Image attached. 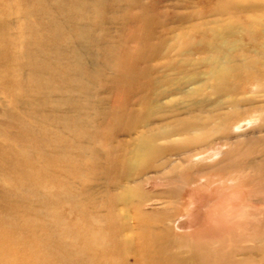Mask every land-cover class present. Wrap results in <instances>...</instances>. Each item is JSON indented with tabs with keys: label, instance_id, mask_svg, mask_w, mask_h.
Instances as JSON below:
<instances>
[{
	"label": "bare ground",
	"instance_id": "1",
	"mask_svg": "<svg viewBox=\"0 0 264 264\" xmlns=\"http://www.w3.org/2000/svg\"><path fill=\"white\" fill-rule=\"evenodd\" d=\"M123 1L122 43L112 64L107 59L115 49L104 26L106 12L116 9L113 0L9 5L21 19L14 38L0 35L3 88L16 107L6 117L17 127L14 144H0V172L15 187L0 185V264H264V212L230 205L232 191L264 189V150L258 157L252 146L232 140L258 124L264 131V101L237 98L242 86L264 83V3L205 0L182 19L187 26L168 48L153 43V18L140 0ZM237 46L242 50L233 52ZM161 59L177 77L154 80L155 70L138 68ZM105 69L115 75L118 105L84 127L83 105L56 95H76L74 83L99 79ZM25 70L41 82L20 79ZM143 77L150 80L147 94L132 91L137 106L122 105L125 88ZM27 98L31 108H22ZM68 103L72 109L57 115ZM87 127L105 153L96 196L75 192L57 175L66 171L64 132L81 136ZM259 145L264 148V139ZM77 148L82 158L88 146ZM74 165L90 166L87 158ZM177 177L190 188L178 189ZM17 186L56 200L17 201ZM99 197L104 213L93 205ZM66 209L76 214L71 222ZM245 216L259 223H234Z\"/></svg>",
	"mask_w": 264,
	"mask_h": 264
},
{
	"label": "rangeland",
	"instance_id": "2",
	"mask_svg": "<svg viewBox=\"0 0 264 264\" xmlns=\"http://www.w3.org/2000/svg\"><path fill=\"white\" fill-rule=\"evenodd\" d=\"M12 0H0V35L5 34V36L14 38L12 36L17 34V26L18 22H20V17H17L13 12H10L9 5L11 4ZM193 2V4L191 3ZM257 3H264V0H253ZM114 6L116 7L115 10H113V15H106L108 14L106 12L105 17L107 19L105 24L106 32H108V36H110V43L111 46L115 49V53L111 54V57H109L107 60H111V64L116 61L118 54L120 52L119 45L122 39L123 35V28H121L122 23L120 22V19L123 18L124 13L123 10L126 8V2L123 0H113ZM204 2V3H203ZM140 3L142 4V7L149 12V14L153 18L152 22V31L155 34L156 38L154 39L153 43L155 45H162L164 41L166 42V46L168 48H171L175 44L172 43L173 39H176L180 34H182L183 27L187 26L185 25V22L182 21L184 17H187L189 12L191 10H194L195 5H200L202 7H205L207 5V2L205 0H140ZM105 12V11H104ZM139 12V10H135L134 13ZM113 18H116L113 20ZM138 25V24H136ZM141 25H138L137 27H140ZM198 39V37H196ZM243 44L246 46L247 49H251L250 45L248 44L247 37L245 35L242 36ZM163 42V43H162ZM241 45V42L239 43ZM243 45V47H245ZM232 47V46H229ZM238 47V46H237ZM233 49V48H231ZM242 48H235L232 51L233 52H239ZM194 58L200 59L202 57V54L197 52L195 53ZM255 51L251 55H255ZM175 54L171 55L172 57ZM178 60V58H176ZM105 63L107 64L108 61L104 59ZM117 62V61H116ZM152 68V70H155L152 72V78L155 80L156 77H159L162 74H169L170 77L175 76L173 71H165V61L164 60H156L155 62H152L151 64H138L139 69H144L146 67ZM161 71V74H157V70ZM19 75V74H18ZM24 77L27 81H29L32 85L36 82H41L40 80L35 81L29 73V70L23 71L22 74L19 75V78ZM177 77V76H175ZM202 79H204V76L202 75ZM24 81V80H23ZM6 82V79L3 78L2 73L0 72V144L3 145H10L13 143V137L14 133L17 131L16 126H11L6 114L11 109H15V105L12 101V98L10 95H8L3 86ZM150 82L149 79L139 78L136 80V82L131 83L128 85L126 89V94L124 95L123 101L124 103L122 105L124 106H135L137 102V98H132V91H139L140 95H146L149 88L148 83ZM83 83H89V87H85ZM31 85V86H32ZM73 90L76 92V95H72L69 92H66L64 94H58L56 97H60L62 99H71L74 98L77 100V102H80L84 107V114L86 115V119L88 120L83 123L84 127L86 124L91 125L94 123L101 122L105 119V116L108 114L109 110L111 108L116 107L118 103L115 99V91L117 89V82L114 73L111 70H104L103 75L99 79L95 80H89L85 79L82 83H74L73 84ZM194 86V85H193ZM77 90H79V93H77ZM139 95V96H140ZM131 96V97H130ZM41 99L46 98L44 95H40ZM176 96H171L170 99H176ZM238 99H251L256 101H264V83H256L253 84V82H250L248 85L242 86V90H240V94L237 96ZM212 99L214 100L215 97L212 96ZM24 100V99H23ZM35 98L33 99V101ZM169 97L165 98L163 101L168 102ZM25 103V101H24ZM69 104V103H68ZM35 105V104H34ZM28 106L31 108L30 101L27 98V103L22 106ZM137 106V105H136ZM151 106V105H150ZM37 106L35 105V108ZM154 107V105H153ZM157 107V106H155ZM41 111H47L45 108H39ZM72 107L66 104H63L62 107L57 112L58 114H65L69 110H71ZM155 109V108H153ZM47 113L50 114V112L47 111ZM240 119V118H239ZM263 124H258V126H255L253 128H249L244 132V135L238 139L233 137V141L236 140L238 144L245 145V146H252L256 149L258 152L256 156H261V152L264 150V148L259 145L261 141L264 139V131H261ZM59 127V126H58ZM84 129V128H83ZM82 130L79 132L82 133ZM57 130L53 129V132H56ZM93 129L87 127L83 131V135H78L77 133L73 134L72 132L68 131V133L64 132V139L62 141L64 147L65 144L67 146V149H65V154H59V155H65V159L62 161L60 160V164L63 168H66L65 172H57V175L60 176L61 180H63L64 184L66 186L71 185L75 192L79 193H89L91 196H96L99 194V191L101 190V185L103 184V177L101 174V167L104 166L105 160L104 156L105 153L99 149V145L95 140L92 139L94 136ZM91 135V136H90ZM125 138V137H123ZM58 144V143H57ZM56 144V145H57ZM82 144L86 148V151H84L85 155H83L82 158L79 157V153L76 149L77 145ZM60 146V145H59ZM49 151V148H48ZM52 152V151H51ZM87 158L89 161V167L87 170L81 167H77L74 164L78 162L80 159ZM97 167V170L95 169ZM180 176V175H179ZM7 174L0 172V185L4 186L6 188H14L12 184H10L7 180ZM179 178V177H177ZM179 180V181H178ZM177 183L175 181L174 185L181 191L184 189L190 188L189 186L185 185L183 182L184 179H178ZM250 189V188H249ZM253 187L250 190H241V191H232L233 196L230 201V205L232 209L234 210H240L243 212L248 211V213H258V215L261 212H264V189L263 192L258 194L257 192L252 191ZM247 192V193H245ZM241 193V194H240ZM247 194V196H246ZM253 194H256L255 196ZM237 195V196H236ZM261 195V196H258ZM251 196V197H250ZM52 195H46L41 190H38L36 188H28V186L25 189H22L21 187L17 186V201L18 198L23 199H29L32 201V199L40 200V203L43 201H50L55 202L56 198ZM237 199V200H236ZM247 199V200H245ZM263 200V201H262ZM241 201V202H240ZM257 207H256V205ZM260 204V205H259ZM93 205L99 210L101 213L105 212L104 207V199L103 198H97L93 202ZM262 206V207H261ZM245 207V208H244ZM253 209V210H250ZM257 209V210H255ZM259 209V210H258ZM262 210V211H260ZM124 213V212H121ZM42 217V214H40ZM64 215L67 216L69 219V222L73 221L75 219L76 214L74 213V210L66 209L64 211ZM248 216V215H247ZM250 217H243L241 219L234 220V223L236 225H247L249 227H253L254 225H257L259 221L257 222L256 219L250 218ZM246 219V220H245ZM238 220V221H237ZM240 221V222H239ZM237 222V223H236ZM20 223H17V226H19ZM192 229H190L191 232ZM56 240V238H55Z\"/></svg>",
	"mask_w": 264,
	"mask_h": 264
}]
</instances>
